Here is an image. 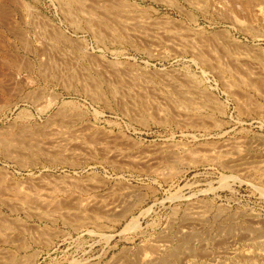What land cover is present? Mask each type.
Listing matches in <instances>:
<instances>
[{
  "label": "rangeland",
  "instance_id": "374dc122",
  "mask_svg": "<svg viewBox=\"0 0 264 264\" xmlns=\"http://www.w3.org/2000/svg\"><path fill=\"white\" fill-rule=\"evenodd\" d=\"M0 131V264H264V0H0Z\"/></svg>",
  "mask_w": 264,
  "mask_h": 264
},
{
  "label": "bare ground",
  "instance_id": "6f19581e",
  "mask_svg": "<svg viewBox=\"0 0 264 264\" xmlns=\"http://www.w3.org/2000/svg\"><path fill=\"white\" fill-rule=\"evenodd\" d=\"M217 34H216V36H217ZM218 35H221V34H218ZM217 37L219 38V36H217ZM215 40H217V39H215ZM220 41H221V39H220ZM42 114H44V113H42ZM29 118L30 117H28V119ZM68 120H70V119H68ZM27 127H29V126H27ZM34 127H36V126H34ZM17 129H19V128H17ZM22 131H23V129H22ZM24 131H26V130H24ZM13 136H14V134H13ZM11 139L12 138H10V140H9V136H6L4 133H2V131H0V152L1 153L3 151H5V149L8 147ZM40 169H41V173L39 175H37L36 177L32 176L27 182L26 181L25 182H23V181L18 182L17 179L11 177V183H13L12 189L15 191V194L13 195V193H12V195L14 197L16 195L17 196L21 195L22 198L24 197V199L22 200L23 202L20 201V204H19L20 208L19 207L18 208L17 207L16 208L9 207V208H7L9 210L7 211L6 214H2L3 216L0 215V222H1L0 227L4 231H13L16 233H27L29 231H39V230L47 231V230H50V227H48L46 225L39 226L38 224H42V223H46V222H48V223L53 222V220H55L59 217H61V219H62V217H63L61 215V213H59L58 207H57V209H58L57 210L56 206L54 208L53 204H51V203L54 201L57 203V200L60 201V200L68 199V198L74 197L75 194L83 193L84 188L81 185V181L77 180V178H73L72 176H54L53 174L50 173L51 171L48 167H40ZM10 176H12V174ZM56 203H55V205H56ZM62 213H65V212H62ZM67 215H68V213H67ZM10 217H16V218L14 220H9L8 218H10ZM30 222L36 223V224H34V226H29L28 223H30Z\"/></svg>",
  "mask_w": 264,
  "mask_h": 264
}]
</instances>
